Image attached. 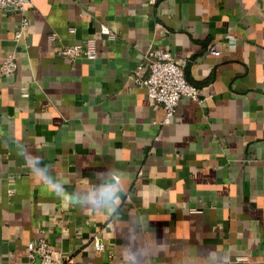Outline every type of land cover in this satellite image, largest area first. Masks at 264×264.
Instances as JSON below:
<instances>
[{
	"label": "crops",
	"instance_id": "1",
	"mask_svg": "<svg viewBox=\"0 0 264 264\" xmlns=\"http://www.w3.org/2000/svg\"><path fill=\"white\" fill-rule=\"evenodd\" d=\"M75 45L96 56L60 54ZM151 50L184 60L199 91L167 124L132 79ZM10 54L0 264H30L39 238L65 264H264V0H32L0 14V67Z\"/></svg>",
	"mask_w": 264,
	"mask_h": 264
},
{
	"label": "built area",
	"instance_id": "2",
	"mask_svg": "<svg viewBox=\"0 0 264 264\" xmlns=\"http://www.w3.org/2000/svg\"><path fill=\"white\" fill-rule=\"evenodd\" d=\"M31 2L32 0H0V14L7 9H13L22 15L25 7ZM27 28L28 21L23 17L14 33L13 41L18 42ZM101 31L102 34L110 35L104 28ZM60 54L71 61L80 57L93 59L96 56L95 50L91 46L83 48L79 45L63 48ZM209 54H216L214 48L209 50ZM184 64V60H179L167 52L151 50L146 55L145 62L137 65L132 72L134 86L144 89L151 102L161 106L164 112V124L173 118L182 97H188L194 101L198 100L199 91L186 80L183 72ZM16 69V56L10 54L1 64L0 75L13 76ZM92 246L96 251L104 250V246L97 236H93ZM28 258L30 264H34L35 260H37V264H65L70 262L69 257L65 256L62 251L52 248L43 238H39L34 245L29 246Z\"/></svg>",
	"mask_w": 264,
	"mask_h": 264
},
{
	"label": "clouds",
	"instance_id": "3",
	"mask_svg": "<svg viewBox=\"0 0 264 264\" xmlns=\"http://www.w3.org/2000/svg\"><path fill=\"white\" fill-rule=\"evenodd\" d=\"M30 163H31L33 169L35 170L36 175L38 177L42 178L45 182H47L49 187L51 188V190H53L57 194H62V192L64 191L63 185H64V183L67 182L66 179H52V178H50L46 168L37 166L34 161H30ZM69 199L73 200L74 202L81 203V204L91 203L93 206H100L102 208V210H105L106 213H109V214L115 208L114 203L103 204L102 202L94 199L91 195L73 196V197H69ZM110 199L112 201H114L115 196L113 195Z\"/></svg>",
	"mask_w": 264,
	"mask_h": 264
}]
</instances>
